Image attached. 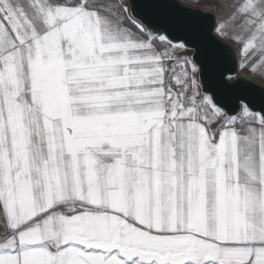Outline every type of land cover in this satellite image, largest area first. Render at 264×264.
<instances>
[{
    "label": "snow or ice",
    "instance_id": "obj_1",
    "mask_svg": "<svg viewBox=\"0 0 264 264\" xmlns=\"http://www.w3.org/2000/svg\"><path fill=\"white\" fill-rule=\"evenodd\" d=\"M143 7L0 0V264H264V109ZM205 7L264 69V0Z\"/></svg>",
    "mask_w": 264,
    "mask_h": 264
},
{
    "label": "water",
    "instance_id": "obj_2",
    "mask_svg": "<svg viewBox=\"0 0 264 264\" xmlns=\"http://www.w3.org/2000/svg\"><path fill=\"white\" fill-rule=\"evenodd\" d=\"M137 5V11H151L143 6L148 0H129ZM164 5L159 11L161 16L154 17L171 23L173 35L183 36L189 41L187 48L199 50L200 59L205 65L203 80L206 85L216 90L223 102L229 107L237 97L246 98L252 110L260 112L264 109V85L255 82L247 74H238V55L235 48L218 38L214 33L216 17L214 13L198 7H190L179 0H154ZM221 74L228 77L232 86L225 88L220 82Z\"/></svg>",
    "mask_w": 264,
    "mask_h": 264
},
{
    "label": "crops",
    "instance_id": "obj_3",
    "mask_svg": "<svg viewBox=\"0 0 264 264\" xmlns=\"http://www.w3.org/2000/svg\"><path fill=\"white\" fill-rule=\"evenodd\" d=\"M179 1L185 5L190 6V7H198V8H202L203 10L209 11L205 7V0H179ZM211 12L214 13V15L217 19L218 13L214 10ZM214 33H215V31H214ZM215 35H216V33H215ZM218 38H220V37H218ZM222 40L229 43L232 47L235 48V51L238 55V67H240L241 45L234 44L231 39H222ZM243 69L249 71L250 74H248V75L252 78V80H254L257 83L264 85V69H259L257 74H253V72L248 68H243Z\"/></svg>",
    "mask_w": 264,
    "mask_h": 264
},
{
    "label": "rangeland",
    "instance_id": "obj_4",
    "mask_svg": "<svg viewBox=\"0 0 264 264\" xmlns=\"http://www.w3.org/2000/svg\"><path fill=\"white\" fill-rule=\"evenodd\" d=\"M183 4V3H182ZM185 5V4H184ZM186 6H188V5H186ZM202 9V8H201ZM225 42V41H224ZM192 54V50L191 49H189V48H187V51H183V52H177L176 53V55H178V56H184V55H191ZM238 67V66H237ZM237 73L238 74H250L249 73V71H247V70H244L243 68H241V67H238L237 68Z\"/></svg>",
    "mask_w": 264,
    "mask_h": 264
}]
</instances>
